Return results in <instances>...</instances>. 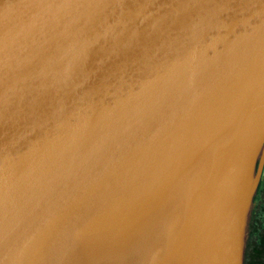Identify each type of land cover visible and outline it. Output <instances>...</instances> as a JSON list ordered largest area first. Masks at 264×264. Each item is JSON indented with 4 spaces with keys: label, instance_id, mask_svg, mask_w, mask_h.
Wrapping results in <instances>:
<instances>
[{
    "label": "water",
    "instance_id": "95a60500",
    "mask_svg": "<svg viewBox=\"0 0 264 264\" xmlns=\"http://www.w3.org/2000/svg\"><path fill=\"white\" fill-rule=\"evenodd\" d=\"M264 175V0H0V264H244Z\"/></svg>",
    "mask_w": 264,
    "mask_h": 264
},
{
    "label": "trees",
    "instance_id": "16d2710c",
    "mask_svg": "<svg viewBox=\"0 0 264 264\" xmlns=\"http://www.w3.org/2000/svg\"><path fill=\"white\" fill-rule=\"evenodd\" d=\"M260 207V212L258 211L257 215H263L262 223L260 225L255 224V227L251 230L248 241L250 242V245L247 253H245L246 262L249 261V264H264V234H261L259 230L261 227L264 228V202Z\"/></svg>",
    "mask_w": 264,
    "mask_h": 264
},
{
    "label": "flooded vegetation",
    "instance_id": "af4514ba",
    "mask_svg": "<svg viewBox=\"0 0 264 264\" xmlns=\"http://www.w3.org/2000/svg\"><path fill=\"white\" fill-rule=\"evenodd\" d=\"M264 202V175L262 177V181L260 183V187H259V190H258V193L254 199V207H253V210H252V214H251V220H250V225H249V234L251 232V230L255 227V224H258L260 225L262 222V220L260 219L259 220V215H261V217H263L262 214H258V211L260 212V206L261 204ZM257 226V225H256ZM260 228V226H259ZM264 228H260V232H264L263 230ZM249 237V236H248ZM246 247H247V243H246ZM245 253H246V249H245ZM246 255V254H245ZM246 256L244 257V264L246 262ZM264 261V260H263Z\"/></svg>",
    "mask_w": 264,
    "mask_h": 264
},
{
    "label": "rangeland",
    "instance_id": "374dc122",
    "mask_svg": "<svg viewBox=\"0 0 264 264\" xmlns=\"http://www.w3.org/2000/svg\"><path fill=\"white\" fill-rule=\"evenodd\" d=\"M262 218H263V217H261V215H259V220H260V219L262 220ZM261 234H264V232L261 231ZM248 236H249V234H248ZM248 241H249V237L247 238L246 253H247V250H248L249 245H250V242H248ZM263 262H264V261H263ZM249 263H250L249 261L245 262V264H249Z\"/></svg>",
    "mask_w": 264,
    "mask_h": 264
}]
</instances>
